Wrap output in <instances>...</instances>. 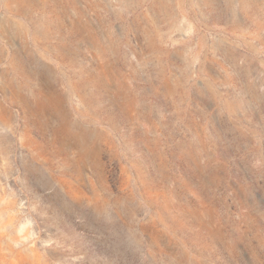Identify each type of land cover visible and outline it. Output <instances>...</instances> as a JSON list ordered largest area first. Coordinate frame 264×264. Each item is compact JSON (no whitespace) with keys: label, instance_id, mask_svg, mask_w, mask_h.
<instances>
[{"label":"rangeland","instance_id":"1","mask_svg":"<svg viewBox=\"0 0 264 264\" xmlns=\"http://www.w3.org/2000/svg\"><path fill=\"white\" fill-rule=\"evenodd\" d=\"M0 264H264V0H0Z\"/></svg>","mask_w":264,"mask_h":264}]
</instances>
